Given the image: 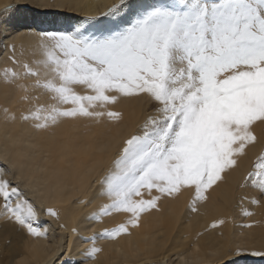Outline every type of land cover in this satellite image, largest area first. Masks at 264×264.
I'll return each instance as SVG.
<instances>
[{
	"label": "snow or ice",
	"instance_id": "snow-or-ice-1",
	"mask_svg": "<svg viewBox=\"0 0 264 264\" xmlns=\"http://www.w3.org/2000/svg\"><path fill=\"white\" fill-rule=\"evenodd\" d=\"M30 6L41 14L65 7L75 11L57 0H9L0 6V36L8 38L14 15ZM35 36L44 56L35 63L48 70L43 81L38 68L10 57L25 77L34 78V94L20 85L26 93L21 100L29 105L19 114L21 122L40 132L62 118L119 121L122 114L110 106L121 99L150 108L142 132L124 141L100 179L107 202L90 216L102 223L123 214L126 221L99 232L92 229L89 235L71 227L84 245L81 260L72 258L73 243L68 242L66 258L63 245L52 253L59 264L96 260L103 251L96 246L98 238L131 235L143 215L162 211L165 199L188 192L189 211L197 213L258 145L259 153L236 185L235 199L246 217L253 213L243 208L245 202L264 207V0H114L67 28ZM8 47L15 53V43ZM3 78L15 83L21 74L5 68ZM41 90L52 103L39 102ZM4 112L8 117L9 109ZM10 119L15 121L16 114ZM5 164L10 167L0 164V220L23 238L47 239L48 230L39 224L43 210L67 231L60 223L61 210L44 202L38 207L28 195L33 189L12 170L17 163L6 156ZM53 191H62L61 185ZM74 203L86 207L90 201L77 198ZM224 223L213 218L208 228ZM246 255L264 258V247H219L212 264H237L236 258Z\"/></svg>",
	"mask_w": 264,
	"mask_h": 264
},
{
	"label": "bare ground",
	"instance_id": "bare-ground-1",
	"mask_svg": "<svg viewBox=\"0 0 264 264\" xmlns=\"http://www.w3.org/2000/svg\"><path fill=\"white\" fill-rule=\"evenodd\" d=\"M7 2L9 0H0V6ZM57 2L73 5L75 11L65 7L41 14L42 10L31 6L19 11L12 20L14 27L6 33L11 39L0 46V164L10 167V164H5L6 156L9 162L15 161L18 167L12 170L17 175L22 174L33 189L28 192L29 198L38 207L44 202L59 208L62 217L60 223H64L68 230H61L58 223L46 216L43 210L39 224L48 230L47 239L23 238L11 225L0 220V226H3L0 227V264H59L52 253L57 246L63 245V258H66L68 242L73 243L72 258L80 261L84 245L80 237L70 232L71 227H77L81 235H89L92 229L99 232L105 227L112 228L125 222L127 217L123 214L105 217L102 223H96L90 216L102 203L107 202L101 196L100 179L112 168L124 141L142 132L145 118L150 114L149 106L141 105L135 99H121L118 104L110 106L111 110L122 114L119 121H109L107 118L99 121L62 118L47 131L38 132L30 123L25 124L19 120L20 112L29 107L21 100V96L26 93L20 85L28 86L27 94H34L31 87L34 78L25 77L24 70L14 66L10 57L15 55L21 62L38 68L43 81L48 70L42 64L35 63L44 59L35 33L67 28L87 13L103 10L104 5L114 0ZM149 2L152 0H138L134 3ZM27 14L31 19L24 17ZM40 22H44V25L37 27ZM4 41L6 38L0 36V42ZM12 43H15V53L8 47ZM12 67L20 72L21 79L15 83H5L3 70ZM39 95L40 103H52L49 94L41 90ZM4 108L9 109L8 117ZM13 113L17 116L15 121L10 119ZM259 151V145L250 151L244 165L228 178L226 184L212 192L210 201L198 206L197 213L189 211L191 196L188 192L178 199H165L162 211L143 215L141 226L130 229L131 235H123L114 241L98 238L96 246L103 251L88 264H163L166 260L170 264H212L213 253L219 247H264V207L245 202L243 208L253 213L246 217L235 199L239 192L236 185L249 166L248 161L254 159ZM57 184L61 185L62 191H53ZM21 187H25L24 183H21ZM248 191L255 194L251 189ZM77 198H86L90 203L86 207H78L74 203ZM213 218H222L225 223L210 229L208 225ZM249 224L251 228L246 227ZM55 229L58 231L57 239L49 236Z\"/></svg>",
	"mask_w": 264,
	"mask_h": 264
},
{
	"label": "rangeland",
	"instance_id": "rangeland-1",
	"mask_svg": "<svg viewBox=\"0 0 264 264\" xmlns=\"http://www.w3.org/2000/svg\"><path fill=\"white\" fill-rule=\"evenodd\" d=\"M138 0H132V3L136 2ZM26 19H31V16H29L28 14L26 16H24ZM74 22V21H73ZM44 25V22H40L38 25H36L37 27L39 26H43ZM3 39H5V37L3 36ZM11 39L9 36L8 38H6V41H4L3 43L0 42V46L1 44H4V43H7V41ZM236 222H239V220H236ZM55 231V232H54ZM54 231L50 232L49 233V236L52 235L53 237H55V239L58 238V231L57 229H55ZM56 233V234H55ZM237 259V264H264V258H261V259H254L252 258L251 256H243V257H239V258H236ZM163 264H170V261H165Z\"/></svg>",
	"mask_w": 264,
	"mask_h": 264
}]
</instances>
